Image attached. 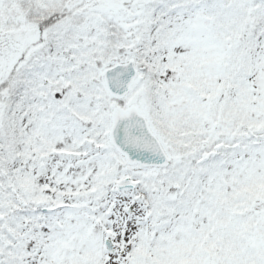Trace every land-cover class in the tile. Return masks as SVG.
<instances>
[{
	"label": "snow or ice",
	"instance_id": "6c2138e0",
	"mask_svg": "<svg viewBox=\"0 0 264 264\" xmlns=\"http://www.w3.org/2000/svg\"><path fill=\"white\" fill-rule=\"evenodd\" d=\"M0 264H264V0H0Z\"/></svg>",
	"mask_w": 264,
	"mask_h": 264
}]
</instances>
